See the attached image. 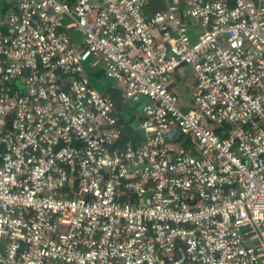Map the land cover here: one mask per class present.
<instances>
[{
  "label": "built area",
  "instance_id": "built-area-1",
  "mask_svg": "<svg viewBox=\"0 0 264 264\" xmlns=\"http://www.w3.org/2000/svg\"><path fill=\"white\" fill-rule=\"evenodd\" d=\"M154 1L0 12V264H264V0Z\"/></svg>",
  "mask_w": 264,
  "mask_h": 264
},
{
  "label": "crops",
  "instance_id": "crops-1",
  "mask_svg": "<svg viewBox=\"0 0 264 264\" xmlns=\"http://www.w3.org/2000/svg\"><path fill=\"white\" fill-rule=\"evenodd\" d=\"M4 1H6L8 5H11L10 9L6 13L3 12ZM161 1L165 7L157 11L166 10L168 7V4L165 0ZM12 3L13 0H0V12L3 15L13 12L15 7L12 6ZM69 34L73 39L80 41V36L76 32L69 30ZM86 70L91 78L92 85L100 93L109 97L117 106L116 116L123 128V134H126L127 139V141L122 144V136L117 143V147L124 148L127 144H132L135 146L141 145L144 142V134L136 127L137 122L142 116L139 104H133L130 101L123 99L124 87L106 76L103 65L94 66L93 63L90 62L86 64ZM171 85L174 91L181 97V99L189 102L192 95V89L195 85V80L194 77H192V73H190L187 69L181 70L178 75L174 76Z\"/></svg>",
  "mask_w": 264,
  "mask_h": 264
},
{
  "label": "trees",
  "instance_id": "trees-1",
  "mask_svg": "<svg viewBox=\"0 0 264 264\" xmlns=\"http://www.w3.org/2000/svg\"><path fill=\"white\" fill-rule=\"evenodd\" d=\"M60 1L63 3H69V4H73L75 2V0H60ZM17 3H18V0H13L12 6H14L15 9H16ZM10 6L11 5H8V3L4 1L3 12L6 13L10 9ZM164 7L165 6L161 0H155V2L152 3L151 6L148 8V12L149 13L156 12L157 10L162 9ZM215 131L218 134H220L221 132L220 129H216ZM122 136H123V140H121V142L122 144H124L127 141L126 134H123Z\"/></svg>",
  "mask_w": 264,
  "mask_h": 264
},
{
  "label": "bare ground",
  "instance_id": "bare-ground-1",
  "mask_svg": "<svg viewBox=\"0 0 264 264\" xmlns=\"http://www.w3.org/2000/svg\"><path fill=\"white\" fill-rule=\"evenodd\" d=\"M173 80V79H172Z\"/></svg>",
  "mask_w": 264,
  "mask_h": 264
}]
</instances>
